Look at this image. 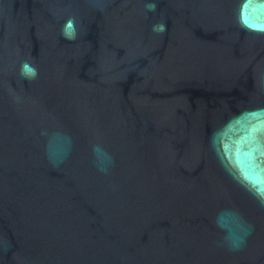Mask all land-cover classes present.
<instances>
[{
  "label": "water",
  "instance_id": "obj_1",
  "mask_svg": "<svg viewBox=\"0 0 264 264\" xmlns=\"http://www.w3.org/2000/svg\"><path fill=\"white\" fill-rule=\"evenodd\" d=\"M0 264H264V0H0Z\"/></svg>",
  "mask_w": 264,
  "mask_h": 264
},
{
  "label": "clouds",
  "instance_id": "obj_2",
  "mask_svg": "<svg viewBox=\"0 0 264 264\" xmlns=\"http://www.w3.org/2000/svg\"><path fill=\"white\" fill-rule=\"evenodd\" d=\"M25 68L27 69V65H25ZM30 71H31V73H32L33 75L35 74V70H34V69H31Z\"/></svg>",
  "mask_w": 264,
  "mask_h": 264
}]
</instances>
